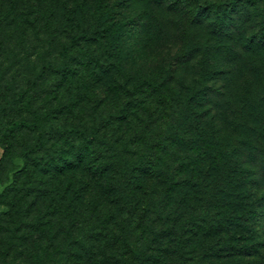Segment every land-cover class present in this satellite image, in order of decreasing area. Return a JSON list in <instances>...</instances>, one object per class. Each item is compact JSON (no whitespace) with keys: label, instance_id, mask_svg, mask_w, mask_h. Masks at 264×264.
Returning <instances> with one entry per match:
<instances>
[{"label":"trees","instance_id":"16d2710c","mask_svg":"<svg viewBox=\"0 0 264 264\" xmlns=\"http://www.w3.org/2000/svg\"><path fill=\"white\" fill-rule=\"evenodd\" d=\"M41 1L48 3L22 9L19 0H0V53L12 47L6 40H36L48 54L47 74L54 72L52 89L74 78L75 103L90 102L91 109L63 128L68 103H40L44 73L36 96L25 85L14 96L0 88L5 136L45 123L63 140L48 149L40 129L39 142L24 148L38 169L60 166L67 178L35 186L37 200L45 199L47 244L38 243L23 264H264V151L253 158L240 148L249 131L240 112L248 107L249 78L239 88L240 64L264 57V0H187L169 9L177 26L184 20L213 31L203 39L202 87L176 74L182 53L177 64L167 52L151 55L164 40L162 26L111 22L109 0H65L75 4L67 10L82 14L88 2L103 6L91 23L63 24L60 0ZM258 17L263 25L253 23L239 38L241 24ZM216 59L221 65L212 67ZM215 77L219 84H209ZM40 112L34 121L31 113ZM66 145L74 158L65 155ZM5 151L3 162L14 152L9 140Z\"/></svg>","mask_w":264,"mask_h":264},{"label":"rangeland","instance_id":"374dc122","mask_svg":"<svg viewBox=\"0 0 264 264\" xmlns=\"http://www.w3.org/2000/svg\"><path fill=\"white\" fill-rule=\"evenodd\" d=\"M113 1L109 0V2H106V7L109 11L107 20L111 22L117 21L122 24H132L136 20L143 21L146 19L156 25L162 26L164 40L161 43L157 39L158 47L155 50L154 48L151 50V55L155 56L154 59L156 55L161 58L167 52V58L177 64L178 61L176 59L178 58V54L182 53L183 57L179 59V63H181L175 71L176 74L184 75L189 85L202 87L203 69L205 63H207L205 62V56L207 55L206 44L203 39L211 37L213 31L210 27L200 28L190 26L184 20H180L179 26H177L169 9L175 3L185 5L187 4V0ZM45 3L47 4L48 1H45ZM46 4L41 0H19V7L22 9H27L29 8L28 6L34 7L33 5ZM72 5L75 6L73 3L66 4L65 0H60L58 10L59 22L68 24L71 20L75 22L80 20L85 24L91 23L93 13L97 11L98 7L103 6H96V3L88 2L87 7L89 8H86L82 14L78 10H67V7L72 8ZM64 11H66L65 14H63ZM69 14H71V17H69ZM262 20V17H258L256 22H243L241 24V31L236 32L239 38L252 32L253 23H257V27L262 26ZM6 41L11 43L12 47L5 48V45L0 53V88L2 87L9 95L14 96L17 88L25 85L28 92L36 96L37 75L44 73L42 83L46 84V88H43L44 91H42L40 103L45 105V109H53L61 100L66 101L69 105L68 114H64L59 118V125L61 127H72L77 124L79 117L83 114L89 117L90 102H81L79 105L75 103L77 82L74 78L61 79L60 86H62V89L60 91L55 92L52 89L54 78L51 80V76H53L54 72L52 70V73L47 74L48 68L45 64L48 63V60L45 59V56L47 57L48 54H45L46 49L44 46L38 47V42L31 39H14L11 41L9 39ZM194 44L197 55H193L192 51L194 49L190 48ZM38 49H41V54H34L33 52ZM32 50L33 52H31ZM220 65L219 59H216V62L211 64L212 67H219ZM45 66L47 70H45ZM247 78L252 83V87L249 88V99L246 97L248 107L246 110L240 109V112L241 116H246L245 118L249 121L247 123L249 131L245 142L246 145H240V148L242 147L246 150L248 156L258 158L259 153L264 151V145L260 144L264 141V57L262 61L259 59L257 65L250 66L248 62L247 64H240L239 88L242 91L245 89V80ZM208 83L219 84V79L215 77L209 80ZM64 93L66 98L63 96ZM1 116L10 121V118H8L10 116H6V114H2ZM30 116L37 122L40 120L39 118H43L44 114L43 112H40L38 115L31 113ZM3 127L4 125L0 127V165L3 168L2 180L0 182L2 194L0 201V264H23L24 261H28L25 257L29 256V252L39 247V245L37 246L38 243L47 244L45 243L47 241V235L45 234L46 225H43L44 220L42 218L44 216L41 215L46 207L45 199L40 198L37 200L34 193L35 186L40 185L41 180H49L51 177H54V181L57 185H60L67 178V175L61 171L60 166L56 167L53 165L47 169H38V166L28 160L24 153V148L39 142L41 133L38 131L40 129L43 130L42 134H44V140L48 149L52 148L54 150V147L61 148L57 145V141L62 138H55L56 131L52 125H46L45 123H40L38 129H26L9 136H5L2 130ZM8 140L9 143L13 144L14 152H11L8 158L6 157V161L3 162L2 157L5 155ZM60 142L63 143V140ZM62 149H64L65 155H70V158H74L72 146L66 145ZM55 211L54 219L56 221L60 211L57 202ZM33 222L36 224H33Z\"/></svg>","mask_w":264,"mask_h":264}]
</instances>
